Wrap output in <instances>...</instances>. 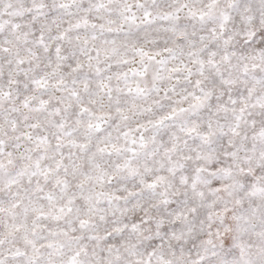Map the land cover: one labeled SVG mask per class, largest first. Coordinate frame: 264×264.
<instances>
[{"label":"snow or ice","instance_id":"obj_1","mask_svg":"<svg viewBox=\"0 0 264 264\" xmlns=\"http://www.w3.org/2000/svg\"><path fill=\"white\" fill-rule=\"evenodd\" d=\"M0 264H264V0H0Z\"/></svg>","mask_w":264,"mask_h":264}]
</instances>
